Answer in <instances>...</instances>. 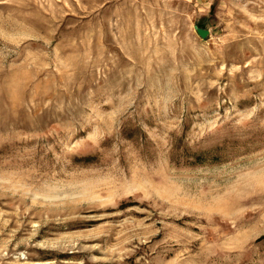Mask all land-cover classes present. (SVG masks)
Returning <instances> with one entry per match:
<instances>
[{
  "label": "rangeland",
  "instance_id": "374dc122",
  "mask_svg": "<svg viewBox=\"0 0 264 264\" xmlns=\"http://www.w3.org/2000/svg\"><path fill=\"white\" fill-rule=\"evenodd\" d=\"M0 264H264V0H0Z\"/></svg>",
  "mask_w": 264,
  "mask_h": 264
},
{
  "label": "water",
  "instance_id": "95a60500",
  "mask_svg": "<svg viewBox=\"0 0 264 264\" xmlns=\"http://www.w3.org/2000/svg\"><path fill=\"white\" fill-rule=\"evenodd\" d=\"M195 29L197 34L203 39L209 34V31L205 28L195 27Z\"/></svg>",
  "mask_w": 264,
  "mask_h": 264
}]
</instances>
